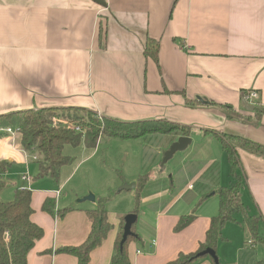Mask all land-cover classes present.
Wrapping results in <instances>:
<instances>
[{"label": "crops", "instance_id": "obj_1", "mask_svg": "<svg viewBox=\"0 0 264 264\" xmlns=\"http://www.w3.org/2000/svg\"><path fill=\"white\" fill-rule=\"evenodd\" d=\"M103 1L106 6L92 0H0V123L12 126L15 119L5 115L26 109L72 106L123 121L165 119L188 126L191 143L173 161L168 178L151 180L147 171L121 181H133L137 190L146 174L138 196L147 200L152 193L145 225L128 240L130 264H166L198 248L218 213L214 192L232 180L218 136L206 130L264 144V113L256 116L242 103V93L255 90L264 107V0ZM148 38L158 44L157 61L144 54ZM16 124L14 133L0 134V161L8 162L0 170V192L10 187L12 197L16 187L28 186L23 173L37 174L40 158L37 150L23 148ZM179 136L145 137L159 139L153 151L160 160ZM236 151L244 175L241 200L249 214L262 218L264 237V158ZM29 189L30 219L43 234L26 264H77L76 256L60 250L86 239L91 230L86 212L100 197L59 208V187ZM47 198L54 200L53 214L41 208ZM188 214L194 219L174 230ZM122 216L107 212L109 230L90 250L87 264L110 263ZM225 241L216 247L221 260ZM257 243L245 240L236 247L233 264L264 260V243ZM192 264L215 262L203 255Z\"/></svg>", "mask_w": 264, "mask_h": 264}, {"label": "trees", "instance_id": "obj_2", "mask_svg": "<svg viewBox=\"0 0 264 264\" xmlns=\"http://www.w3.org/2000/svg\"><path fill=\"white\" fill-rule=\"evenodd\" d=\"M157 53V42L148 38L145 43L144 54L157 61ZM254 112L256 116L264 113V107L261 106L260 102H256ZM83 114L86 115V118ZM5 116L7 119L13 117L16 120L23 148L39 152L40 158L37 160L36 178L50 176L55 181L59 178L61 166L69 161V158L62 153L66 144L77 145L83 141L86 146L92 147L102 136L137 138L149 134L171 132L188 136L190 132L188 126L165 119L123 121L98 115L85 107H43L26 109L17 112L15 115L8 114ZM57 116L62 118L65 123L53 124V118ZM69 124L72 126H68ZM206 131L218 136V140L227 155L232 180L228 186H221L215 190L214 193L217 195L219 204L218 213L211 217L204 240L200 242L198 248L187 254L179 253L174 260L166 264H192L201 257L198 256V253L206 248L212 249L216 255L218 242L226 240L222 235V228L226 222L238 223L235 218L237 213L242 215L241 223L248 236L246 244H250V242L264 243V237L260 233L262 218L259 215L249 214L241 200L239 186L242 185L244 175L240 170L236 151L237 148H241L264 158V144L234 134H217L214 130L208 129ZM7 165L8 162L0 161V170L4 171ZM145 176L146 174L139 177L136 185L138 189L144 184ZM3 185L4 183H0V189ZM137 198H139L138 195ZM106 199H98L96 208L86 212L91 222V230L86 239L77 246H66L60 250L76 256L77 264L88 263L90 250L101 243L109 230L110 224L104 207ZM54 205V200L47 198L41 208L43 211L53 214ZM32 212L31 190L28 186L16 187L11 200H0V264H26L28 251L43 234V229L30 219ZM132 212L136 213V210ZM194 217V214L180 216L174 225V230L183 229ZM122 230L123 222H121L109 264H130L127 255L128 240L133 237L137 238V235L128 236L125 242L120 244ZM131 230L133 231V225ZM256 264H264V260Z\"/></svg>", "mask_w": 264, "mask_h": 264}, {"label": "rangeland", "instance_id": "obj_3", "mask_svg": "<svg viewBox=\"0 0 264 264\" xmlns=\"http://www.w3.org/2000/svg\"><path fill=\"white\" fill-rule=\"evenodd\" d=\"M83 115L86 118V115ZM63 121L64 120L58 116L53 118V124H64L65 122L63 123ZM16 123V120H13L11 122V127L13 128ZM193 139L195 143L196 138ZM158 145H160L159 139L153 140L151 137L145 136L137 138L102 136L92 147L86 146L83 141L79 142L77 145H64L62 153L69 158V161L61 166L58 182L50 176L35 178L36 172L34 170L23 174L28 176V186L33 191L38 188L50 189L56 188V186L59 187L61 193L56 201L59 208H66L75 204V202L88 194H92L96 198H107L104 202V207L107 212L113 215L125 216L129 212L136 210L137 219L133 224V230H137L146 223L143 216L148 219L150 210L148 208L150 207L149 203L152 201L150 199L152 193L147 195V200H145L144 197L136 199L139 193L136 189H122L118 191L122 185H129L133 183V181L128 183H121V181H130V179L138 177V175L147 171L151 172V180L163 177L168 178L167 176L171 175V170L175 166L173 161L177 159L176 157L179 154L186 152H175L174 156L166 162L162 169L160 162L163 156L160 160H156L153 151ZM201 146L202 145H198V150ZM215 152H220V148L218 147L217 150L215 149ZM35 155L36 157L39 156L37 151H35ZM222 156L223 164H225L227 168L226 157L224 155ZM168 182H170V179L164 181L165 186H169ZM224 185L228 186V181L224 182ZM239 188H241V185ZM11 190L12 188L10 187L2 190V192H0V200L9 201L12 199L13 197L10 195ZM146 191H152V187L149 185ZM5 192H8L7 195L9 196H5ZM85 201L87 202L88 200ZM123 216L120 218L121 220H124ZM235 218L238 223L231 221L226 222L222 230V235L226 238V241L222 243L225 252L223 251L221 260L219 257V249L217 250L218 264H233L236 247L242 246L243 241H248L247 233L243 230L241 223L242 215L237 213L235 214ZM228 227H230V231L225 229ZM260 233L263 235L262 232Z\"/></svg>", "mask_w": 264, "mask_h": 264}, {"label": "water", "instance_id": "obj_4", "mask_svg": "<svg viewBox=\"0 0 264 264\" xmlns=\"http://www.w3.org/2000/svg\"><path fill=\"white\" fill-rule=\"evenodd\" d=\"M96 2L99 5L106 6L105 2L103 0H92ZM203 102V100H200ZM243 106L246 110L252 111L254 109V106L251 104L246 103L245 101L242 100ZM191 143V138L189 136H179L172 144L169 146V148L164 152L162 160H161V168H164L165 163L172 157V155L177 152V151H183L187 148V146ZM135 184H125L122 185L118 191L122 189H130L134 186ZM81 200H94V196L92 194H88ZM137 219V215L135 213H128L124 216V224H123V230H122V236L120 240V244L125 242L128 236H132L134 233L131 230L132 225L135 223ZM203 255H209L215 262V264H218V259L214 253V251L210 248H206L202 250L201 252L198 253V256H203Z\"/></svg>", "mask_w": 264, "mask_h": 264}, {"label": "built area", "instance_id": "obj_5", "mask_svg": "<svg viewBox=\"0 0 264 264\" xmlns=\"http://www.w3.org/2000/svg\"><path fill=\"white\" fill-rule=\"evenodd\" d=\"M242 100L248 104L255 106L256 102L258 101V94L255 90L245 91L242 93ZM63 123H64V121H63ZM69 126H72V125L69 124ZM76 129H78V128H76ZM12 133H14V130L12 129L11 126L4 125V124L0 123V134H12ZM21 179L24 181H27V182L29 180V178L26 174H22ZM190 187H191V185H190ZM56 194L57 195L59 194V190H56Z\"/></svg>", "mask_w": 264, "mask_h": 264}]
</instances>
